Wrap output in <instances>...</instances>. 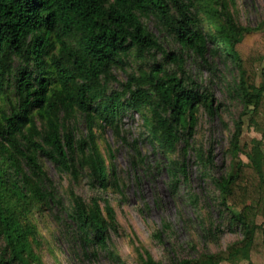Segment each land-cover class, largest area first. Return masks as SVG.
<instances>
[{"label": "trees", "instance_id": "16d2710c", "mask_svg": "<svg viewBox=\"0 0 264 264\" xmlns=\"http://www.w3.org/2000/svg\"><path fill=\"white\" fill-rule=\"evenodd\" d=\"M234 5L235 0H0V264H44L36 222L44 214L57 223L76 261L105 254L114 264H126L110 249L117 222L100 192L117 186L118 178L99 140L108 129L141 155L139 139L130 144L122 135L128 115L140 117L142 143L168 160L173 191L182 178L188 181L191 154L203 176H210L214 146L204 149L194 140L200 110L213 118L222 105L209 85L192 79L186 68L192 57L214 76L213 59L237 73L233 97L243 109L230 139L231 163L212 178L218 216L227 228L203 226L202 236L216 242L225 232H238L241 238L225 250L174 264H264V71L257 84L264 30L241 25ZM147 20L173 49L149 30ZM244 118L262 134L250 150L241 145ZM47 162L70 179L68 197L49 176ZM84 181L92 192L88 200L75 191ZM136 251L140 264H164L142 247Z\"/></svg>", "mask_w": 264, "mask_h": 264}, {"label": "rangeland", "instance_id": "374dc122", "mask_svg": "<svg viewBox=\"0 0 264 264\" xmlns=\"http://www.w3.org/2000/svg\"><path fill=\"white\" fill-rule=\"evenodd\" d=\"M237 21L252 29L260 27L264 30V0H235L231 7ZM164 46L171 50L173 45L165 41L151 20L144 21ZM186 68L192 79L209 85L215 95L216 104H221L219 115L209 117L201 109L199 126L194 144L206 149L212 144L215 150V168L210 176H203V169L197 163L194 154L188 157L187 180L181 179L177 189L170 187V176L165 169L166 157L155 154L152 147L141 141L143 133L140 117L137 114L128 115L122 123V135L130 144L139 139L141 155H137L132 147L116 138L110 130L100 134V148L108 160L117 169L118 183L107 192H100V197L108 200L114 210L117 229L110 231V249L126 264H140L136 248L148 250L152 256L164 264H174L178 259L197 258L202 253H217L225 250L228 245L241 238L240 233L225 232L216 242L205 240L202 227L223 225L227 221L219 219L218 201L212 178L226 173L231 163L228 153L230 139L234 132V123L242 112V104L233 97L234 80L237 73L231 66L226 68L217 59H213L218 72L214 76L210 71L199 69L194 57L186 58ZM259 77L257 84L262 82L261 72L264 71V60L257 66ZM121 81L126 76L122 71L116 72ZM262 139V134L250 127L248 118H244L241 145L252 147V140ZM109 150L113 152L112 161ZM141 156L145 162H140ZM247 162L245 156L241 157ZM49 176L60 188V193L68 197L71 187L70 179L60 177L50 163H45ZM262 169V165L260 166ZM75 191L88 200L92 192L84 181L75 187ZM104 206V203H102ZM228 218L229 215L227 214ZM41 233L39 253L44 264H114L110 257L102 254L99 260L78 262L71 255L64 234H61L57 223L49 214L36 218ZM247 255V252L245 253ZM230 264V263H225ZM238 264H248L242 260Z\"/></svg>", "mask_w": 264, "mask_h": 264}]
</instances>
